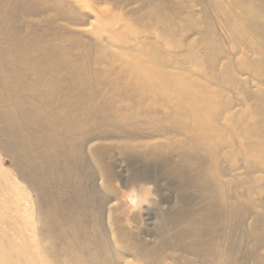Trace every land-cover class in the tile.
<instances>
[{"label": "bare ground", "instance_id": "1", "mask_svg": "<svg viewBox=\"0 0 264 264\" xmlns=\"http://www.w3.org/2000/svg\"><path fill=\"white\" fill-rule=\"evenodd\" d=\"M0 154V264H264V0H0Z\"/></svg>", "mask_w": 264, "mask_h": 264}, {"label": "clouds", "instance_id": "2", "mask_svg": "<svg viewBox=\"0 0 264 264\" xmlns=\"http://www.w3.org/2000/svg\"><path fill=\"white\" fill-rule=\"evenodd\" d=\"M153 198L156 197L154 196L151 185L146 186V191L143 195H138L136 190L132 189L127 196L133 211L140 210L144 206L151 207L150 200Z\"/></svg>", "mask_w": 264, "mask_h": 264}, {"label": "rangeland", "instance_id": "3", "mask_svg": "<svg viewBox=\"0 0 264 264\" xmlns=\"http://www.w3.org/2000/svg\"><path fill=\"white\" fill-rule=\"evenodd\" d=\"M2 154H0V156H1ZM4 158V156H2V158L0 157V159H3ZM6 168V169H5ZM5 170H8L10 173H12L13 174V170L12 169H10V167H9V164H7V161L5 162ZM9 168V169H8Z\"/></svg>", "mask_w": 264, "mask_h": 264}]
</instances>
